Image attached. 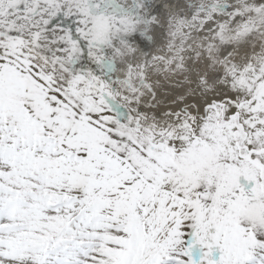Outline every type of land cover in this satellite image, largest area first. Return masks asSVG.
<instances>
[{"label": "snow or ice", "instance_id": "1", "mask_svg": "<svg viewBox=\"0 0 264 264\" xmlns=\"http://www.w3.org/2000/svg\"><path fill=\"white\" fill-rule=\"evenodd\" d=\"M0 264H264V0H0Z\"/></svg>", "mask_w": 264, "mask_h": 264}]
</instances>
